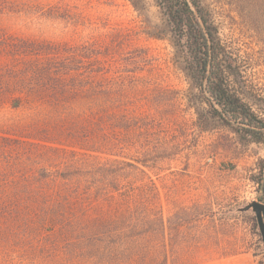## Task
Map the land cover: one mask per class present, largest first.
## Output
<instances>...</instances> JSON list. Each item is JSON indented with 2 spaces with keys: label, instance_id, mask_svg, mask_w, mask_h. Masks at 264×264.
I'll list each match as a JSON object with an SVG mask.
<instances>
[{
  "label": "rangeland",
  "instance_id": "rangeland-1",
  "mask_svg": "<svg viewBox=\"0 0 264 264\" xmlns=\"http://www.w3.org/2000/svg\"><path fill=\"white\" fill-rule=\"evenodd\" d=\"M194 2L236 72L227 74V83L264 120V0ZM139 7L128 0H0V188L14 193L43 187L49 195L62 186L53 180L63 172L60 158L75 150L71 143L78 139L61 128L75 121V130L91 107L80 94L60 105L43 93V101L33 105L25 86L13 84L4 69L13 60L22 67L54 47L110 44L104 34L124 27L138 31L135 43L149 48L160 67L137 75L158 85L151 96L145 92L149 101L143 100L141 109L175 118L169 132L178 141L167 149L173 153L169 159L148 160L153 156L146 154L144 164L130 160L139 172L128 179H139L145 193L156 194L142 206L112 214L72 210L75 214L39 221L35 210L24 207L29 199L0 200L15 204L11 217L24 219L0 216V264H264L254 211L264 194L256 182L264 145L244 140L211 115L183 69L155 0H140ZM160 100L158 108L152 104ZM144 133L159 144L157 129L151 136Z\"/></svg>",
  "mask_w": 264,
  "mask_h": 264
},
{
  "label": "trees",
  "instance_id": "trees-1",
  "mask_svg": "<svg viewBox=\"0 0 264 264\" xmlns=\"http://www.w3.org/2000/svg\"><path fill=\"white\" fill-rule=\"evenodd\" d=\"M128 1L139 10L140 0ZM155 2L165 17L167 31L179 48L183 69L205 96L211 115L244 140L264 145V120L227 83V74L236 72L229 58H222L216 30L202 9L194 0ZM137 33L134 28L124 27L110 35L104 34L110 44L97 41L83 50L68 46L64 48L66 51L63 47H54L51 52H45L46 55L27 60L22 67L17 66L19 61L13 60L4 69L13 84L25 86L33 105L41 101L43 93L50 97L52 104L60 105H64L63 101H75L80 94L90 100L91 107L89 117L75 130V121L61 128L62 134L74 135L78 139L71 144L75 150L81 151L64 152L65 156L60 158L63 172L53 180L58 179L64 184L50 190L49 195H45L43 187L15 189L14 193L0 188V200L29 199L31 203L24 207L35 210L31 212L40 221L75 214L72 210L81 214L90 211L118 213L130 205L142 206L144 201L156 198V194L144 192L138 185L139 179L129 180L128 177L139 172L135 163L144 164L142 157L146 154L153 156L148 160L154 161L171 158L173 153L167 149L178 141L175 143V135L169 132L175 118L159 112L146 113L141 109L143 100L149 101L148 96L144 97L145 92L151 96L158 85L151 78L142 81L137 76L146 68L156 66L149 48L135 43ZM159 68L156 66L157 70ZM161 103L160 100L152 104L158 108ZM156 129L162 133L158 145L144 136L145 131L148 136L154 135ZM158 149L161 152L158 153ZM86 151L91 154L84 153ZM129 152L134 159L128 157ZM259 168L256 182L259 191L264 192V159ZM43 174V177L49 176L47 170ZM151 187L155 190L154 186ZM257 201L264 205V194ZM0 204L1 217L24 220L19 215L11 217L17 212L13 211L15 204L9 201H0Z\"/></svg>",
  "mask_w": 264,
  "mask_h": 264
},
{
  "label": "water",
  "instance_id": "water-1",
  "mask_svg": "<svg viewBox=\"0 0 264 264\" xmlns=\"http://www.w3.org/2000/svg\"><path fill=\"white\" fill-rule=\"evenodd\" d=\"M259 206L260 204L258 202L255 203L254 211L256 213V222H257L258 228L260 229V235L264 241V219H263V212H260Z\"/></svg>",
  "mask_w": 264,
  "mask_h": 264
}]
</instances>
